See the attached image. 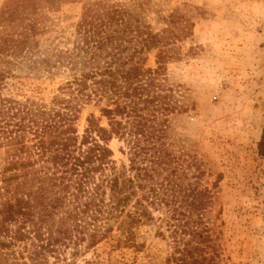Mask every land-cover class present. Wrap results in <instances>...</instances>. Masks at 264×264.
Wrapping results in <instances>:
<instances>
[{"label":"trees","instance_id":"1","mask_svg":"<svg viewBox=\"0 0 264 264\" xmlns=\"http://www.w3.org/2000/svg\"><path fill=\"white\" fill-rule=\"evenodd\" d=\"M33 5L13 0L0 11V63L33 53L43 14L34 9L22 23L19 13ZM76 30L81 48L41 61L72 72L48 102L27 97L25 83L0 69V264H76L80 249L102 242L139 249L136 230L153 222L161 206L171 208L166 224L181 249L166 264H219L202 218L210 190L183 183L169 189L164 177L157 180L173 162L167 116L176 107L158 78L171 58L165 47L176 36L151 34L123 5L103 1L83 8ZM155 49L150 69L147 54ZM89 106L98 115L87 112L79 131ZM113 140L126 146L127 165L113 159ZM256 153L264 161V124Z\"/></svg>","mask_w":264,"mask_h":264},{"label":"rangeland","instance_id":"2","mask_svg":"<svg viewBox=\"0 0 264 264\" xmlns=\"http://www.w3.org/2000/svg\"><path fill=\"white\" fill-rule=\"evenodd\" d=\"M95 1L123 5L151 34L176 36L165 47L171 58L158 78L162 94L176 107L167 116L173 162L157 180L164 177L169 189L183 183L210 190L211 204L202 218L219 264H264V161L256 153L264 124V0H34L33 9L19 12L22 23L34 9L43 14L33 53L0 63L1 70L25 83L27 97L48 102L70 78L69 69L45 67L41 61L53 62L50 55L83 46L76 27L83 8ZM46 2L53 6L43 11ZM7 4L13 0H0V11ZM170 16L175 24L169 23ZM157 50L147 54L145 67H156ZM90 111L98 115L96 108L87 107L79 131ZM110 148L117 163L128 164L122 142L113 140ZM3 154L0 149V163ZM170 213L171 208L161 206L153 211V222L136 230L141 248L112 249L102 242L80 249L76 264H166L181 250L174 248L167 228Z\"/></svg>","mask_w":264,"mask_h":264}]
</instances>
